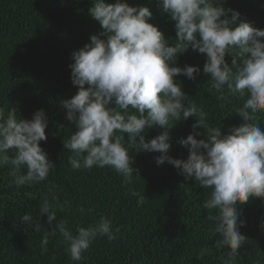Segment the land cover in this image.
I'll return each mask as SVG.
<instances>
[{"label":"clouds","instance_id":"obj_1","mask_svg":"<svg viewBox=\"0 0 264 264\" xmlns=\"http://www.w3.org/2000/svg\"><path fill=\"white\" fill-rule=\"evenodd\" d=\"M158 3L175 22L176 39L171 46L158 27L149 23L153 18L149 7L130 6L126 0L111 4L93 0L89 15L103 31L72 54L71 81L78 91L63 100L61 107L75 131L63 146L72 153L68 157L72 170L107 167L122 176L125 185L133 183L134 173L139 174L133 167V150L159 152L157 166L167 162L185 181L194 180L201 188L211 189L202 206L209 213L217 210L207 218L215 221L212 231L220 237L215 248H229L223 264H234L248 241L240 232L246 220L241 219L242 212L236 206L252 198L264 200V128L256 122L264 113V30L250 22L236 26L241 14L225 8L227 0ZM189 50L206 55L203 73L220 100L226 95L246 97L235 109L244 123L231 128L230 134L210 126L208 114L174 79L184 76L196 80L201 73L199 66H176L178 57ZM226 57H231V64ZM17 112L13 107L5 114L0 108V166L11 165L8 175L17 187L32 186L47 181L56 169L41 147L48 139L49 120L44 109L37 110L31 120L18 118ZM192 117V134L179 141L189 152L186 161L168 155L172 145L167 131L146 140L147 129L171 128L172 121ZM201 128L203 133L198 131ZM199 136L206 138L197 139ZM128 194L144 202L145 197L135 189L129 188ZM78 211L83 215L94 209L80 207ZM58 212L70 213L71 202L61 201L57 186L50 183L41 196L38 216L21 217L29 229L40 232L44 228L40 217L47 216L50 230L43 233L42 254L47 252L50 238L59 236L70 259L79 262L98 238L106 237L109 242L119 238L121 229L114 228L107 216L87 227H77L73 233L66 219L58 220ZM260 228L264 231V222Z\"/></svg>","mask_w":264,"mask_h":264},{"label":"trees","instance_id":"obj_2","mask_svg":"<svg viewBox=\"0 0 264 264\" xmlns=\"http://www.w3.org/2000/svg\"><path fill=\"white\" fill-rule=\"evenodd\" d=\"M115 3V0H105ZM130 6H145L153 13L149 23L157 26L169 42H175V22L165 13L158 0H126ZM93 0H0V108L5 114L17 109L18 118L31 120L33 114L44 109L49 120L48 137L41 142L56 169L45 182L32 186L17 187L8 175L11 165L0 166V264H223L229 248H215V235L209 214L217 210L203 208L211 189L201 188L195 181H185L178 170L167 162L157 166L159 152L136 153L133 183L125 185L123 177L110 168L72 170L63 141L75 131L66 120L62 101L72 98L78 88L71 81L69 65L74 63L72 54L91 42L92 35L103 31L99 22L90 15ZM238 11L240 22H250L264 30V0H227L223 5ZM107 39V37H101ZM231 64V57H226ZM206 55L189 50L178 57L177 65L199 66L201 73L196 80L184 76L174 78L187 96L208 114L210 126L230 129L244 123L235 109L242 106L245 98L226 95L211 90L208 77L203 73ZM264 128V113L257 117ZM195 117L187 121H172L171 128L157 126L147 129L146 140L167 131L171 148L168 155L187 160L188 150L179 141L192 134ZM204 132V129H198ZM127 139V134H125ZM206 137L199 136L197 139ZM9 156L14 158V153ZM26 174V169H22ZM50 183L57 186L60 200L71 202V212H58L57 218L66 219L73 233L77 227L94 224L100 216H107L113 226L121 229L119 238L109 242L98 238L84 254V259L72 261L66 253L62 237H51L47 252L41 253V239L50 226L47 216L40 217L44 228L32 231L21 217L38 216L41 196ZM183 185V186H181ZM135 189L145 197L128 194ZM93 208L83 215L78 209ZM246 227L240 229L248 239L234 264H264V200L252 198L245 205H237ZM53 257L55 260L53 261Z\"/></svg>","mask_w":264,"mask_h":264}]
</instances>
